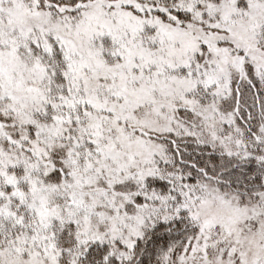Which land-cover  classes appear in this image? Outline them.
Here are the masks:
<instances>
[{"label":"snow or ice","instance_id":"snow-or-ice-1","mask_svg":"<svg viewBox=\"0 0 264 264\" xmlns=\"http://www.w3.org/2000/svg\"><path fill=\"white\" fill-rule=\"evenodd\" d=\"M0 264H264V0H0Z\"/></svg>","mask_w":264,"mask_h":264}]
</instances>
